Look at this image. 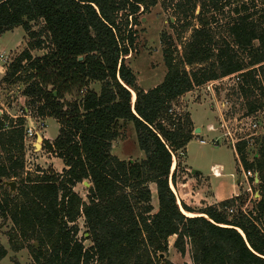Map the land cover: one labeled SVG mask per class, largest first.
I'll use <instances>...</instances> for the list:
<instances>
[{
  "label": "trees",
  "instance_id": "obj_1",
  "mask_svg": "<svg viewBox=\"0 0 264 264\" xmlns=\"http://www.w3.org/2000/svg\"><path fill=\"white\" fill-rule=\"evenodd\" d=\"M230 1L233 17L215 35L209 26L220 21L217 15ZM258 1L259 8L256 0L177 3L175 11L184 19L194 17L199 3L200 27L180 53L161 36L166 72L160 84L144 91L125 57L135 41L129 26L140 7L147 12L155 0H0V35L21 27L27 37L2 79L7 86L21 85L27 100L25 114L0 115V220L12 225L11 251L27 249L30 264H172L164 257L174 238L173 249L188 254L191 264H264V135L256 139L252 160L249 140L234 145L242 172L258 180L253 188L258 200L249 210L243 209L248 196L242 190L195 211L179 206L171 189L195 130L189 114L177 108L182 96L235 76L246 116L264 108V0ZM37 21L42 26L34 31L31 23ZM41 49L44 54L32 56ZM93 83L99 92L89 88ZM25 116L59 124L57 137L43 140L42 149L62 162L60 174L25 172ZM121 122L132 124L143 159L111 154ZM2 182L15 183V191ZM83 182L90 185L87 202L74 191ZM6 255L0 247V261Z\"/></svg>",
  "mask_w": 264,
  "mask_h": 264
},
{
  "label": "rangeland",
  "instance_id": "obj_2",
  "mask_svg": "<svg viewBox=\"0 0 264 264\" xmlns=\"http://www.w3.org/2000/svg\"><path fill=\"white\" fill-rule=\"evenodd\" d=\"M256 2L259 8L260 2L258 0ZM169 4V2L157 1L147 12L138 13L136 22L130 27L135 34V41L132 51L125 57V63L135 75L137 86L144 91L160 84L166 72L162 61L163 45L161 36L164 34L169 38L167 41L172 46H175L180 53L184 42L189 39L192 31L200 27L195 17H187L186 19L181 16L180 19L174 17L171 11L168 10ZM232 8L233 3L230 1L229 6L225 7L217 15L220 21L209 26L213 34L216 35L224 30L227 18L233 17ZM171 15L175 19L173 18V21L170 22L168 18ZM187 22L189 26L186 30L182 29L181 26ZM31 25L34 31H38L42 23L37 21L31 23ZM26 41V33L21 27L0 35V111L12 117L25 114L23 108L27 107V100L22 96L23 87L21 85L7 86L2 82V79L9 65L26 47ZM44 52L45 49L35 50L32 51V56L40 57ZM89 88L94 92H99L100 85L93 83ZM239 96L236 81L230 76L220 81L209 82L194 88L190 94L178 101V110L180 112H187L188 110L195 128L200 129L199 134H193L194 138L186 146V154L179 159L180 167L176 176L177 187L175 188L174 186V191L178 198L180 195L185 197L187 203H189L188 198H190L192 192L199 189L200 184L197 185L195 183L189 187L186 186L183 188L184 192L179 193V188H182L181 183H186L188 179L195 178V173L197 172H201L204 177L211 176L209 171L211 166L220 165L223 167V178L220 180L227 179L229 182L231 180L234 183L238 179L241 182L244 181L241 172H237L239 167L234 159V147L230 145L229 140L223 136V133L228 131L239 139L251 140L249 141L248 158L252 160L254 153L259 148L258 144H256V139L264 135V108L248 116V122L256 123L257 128L242 131L243 129L238 123L240 121L245 124L248 123L243 120L246 117L247 109L246 101ZM70 99L71 97L67 98V100ZM213 111L221 114L222 117H217ZM32 120L36 125L37 136L24 143L25 172L33 175L36 169L39 168L60 174L64 169L62 162L42 149L43 140L53 141L57 137L59 124L54 119H46L44 123L38 119L32 118ZM222 123L225 124L226 129L221 127ZM208 127L211 130L213 128V131L210 132ZM239 129L241 130L239 131ZM37 137L41 138V142L40 140L37 141ZM200 140L204 141V144H200ZM214 142H217V144ZM111 147V154L119 160L139 161L144 158L143 153L137 147L135 131L131 123L121 122L119 136L112 142ZM175 164L176 159L174 158L172 168L175 167ZM230 173L233 174V179L229 177ZM250 176L253 177V183L247 178L248 184L243 182L244 186L240 188L248 196L243 207L245 211L251 208L255 200H258L257 193L253 189L254 185L257 184L256 176L252 174ZM183 178L184 180H182ZM210 180L213 181L214 179L210 177ZM205 185H207L206 182H204ZM247 185L250 187L248 192L245 190V188H248ZM74 191L83 202H87V191L83 185H77ZM194 193L199 196L195 198L190 208L197 211L207 207L208 205H201L199 199L202 195H208L210 192L206 189L203 192ZM185 194L187 195L184 196ZM151 203L155 212L157 207L156 194H154ZM76 223L79 227L78 238L81 239L85 232L83 218L80 217ZM11 227L12 225L8 220H0V247H3L7 252L6 257L0 261V264H30L32 261L27 249L18 252L11 251L8 245V233L12 232ZM174 240V238L169 240L168 254L164 259L172 264H191L188 254L182 257L173 249ZM89 245L90 240L84 241L85 247Z\"/></svg>",
  "mask_w": 264,
  "mask_h": 264
},
{
  "label": "crops",
  "instance_id": "obj_3",
  "mask_svg": "<svg viewBox=\"0 0 264 264\" xmlns=\"http://www.w3.org/2000/svg\"><path fill=\"white\" fill-rule=\"evenodd\" d=\"M190 93L191 92L187 93L186 95H188ZM186 95H184V96H186ZM184 96H182L181 99ZM225 103H226V101H225ZM221 106H223V105H221ZM213 112H215L217 117H219V118L222 117L221 114H218L216 111H213ZM187 113L189 114L190 120H191V122L193 124V121L191 119V114H190V112L188 110H187ZM43 123H44V121H43ZM44 126H45V124H44ZM193 127L195 128L194 124H193ZM208 129H209V127H208ZM210 132H212V131H210ZM249 141H251V140H249ZM234 159H235V162H236V164L239 167V170L241 172V176H242V178L244 180L243 182L246 183L247 182V177H248L249 174L246 175L244 172H242L240 166L238 165L237 157H236L235 152H234ZM187 168H189V167H187ZM189 169H191V168H189ZM212 169H216L217 172L219 173V175L218 176L212 175V173H211ZM186 170L189 171L188 169H186ZM209 171H210V175L211 176H205L204 177L201 172L200 173L197 172V173H195V178L188 179V181L186 183L185 182L181 183V187L182 188H179V190H178L179 193L180 192H184L183 188L186 187V186L189 187L191 185H194L195 183L197 185L200 184V186L198 187L199 189H196L194 192H203L204 190L207 189L210 193L208 195H202V197L199 199V202H201V205L204 204V205H208V206L216 205V204H218V203H220L222 201L231 199V198L236 197V196H238L240 194V192H241L240 188L244 186L243 182H241L240 179L236 180L235 183L232 182L231 180L229 182V180H227V179L226 180H220V179L223 178V174H222L223 167L220 166V165L211 166L209 168ZM210 177H212L214 180L211 181ZM229 177L233 179V174L230 173ZM182 180H184V178ZM204 182H206L207 185L204 186ZM247 184H248V182H247ZM176 187L177 186L175 185V188ZM247 187L249 188L248 185H247ZM248 188H245V190H247ZM149 189H150L151 201H152L154 194H156L155 193V185L154 184H150L149 185ZM171 189H172V191L174 192V194L176 196L177 203L179 204V206H180V201H181V203L185 204L187 207L190 208V207H192L191 205L195 201V198L199 196L198 194L192 192V195L190 194L191 196H190V198H188L189 203H187V200H186L185 197H182L180 195L179 198H178L176 192L174 191V187L173 186H171ZM186 195L187 194H185L184 196H186ZM151 205H152V207H154L152 203H151ZM156 209H157V207H156Z\"/></svg>",
  "mask_w": 264,
  "mask_h": 264
},
{
  "label": "built area",
  "instance_id": "obj_4",
  "mask_svg": "<svg viewBox=\"0 0 264 264\" xmlns=\"http://www.w3.org/2000/svg\"><path fill=\"white\" fill-rule=\"evenodd\" d=\"M156 2L157 1H162V2H169L170 4H169V6H168V10H170L171 11V14H173L174 15V17H176L177 19H180V15H178V13L175 11V6H176V4L177 3H179V2H183V0H155ZM199 10H200V6H199V3H197L196 4V7H195V11H194V17L195 16H197L198 15V13H199ZM142 12V8L140 7V10H139V12L138 13H141ZM174 17H172V15L171 16H169V21L171 22V21H173V18ZM129 21L131 22V19H132V17L131 16H129ZM175 19V18H174ZM131 27V25L129 26V28ZM232 78L235 80V81H237V78L235 77V76H232ZM132 102H133V100H132ZM25 112H27L26 110H25ZM2 113H1V111H0V115H1ZM13 118H16V117H13ZM25 119H26V126H25V136H24V143L26 142V141H28V140H31V139H33L34 137H36L37 136V129H36V125H35V123H34V121L32 120V118L30 117V116H25ZM243 120H245V121H249V117L248 116H246ZM238 124H240L241 126V129H243L242 131H248L249 129H252V130H254V129H256L257 128V126H256V123H254V122H248V123H242V121H240ZM245 124V125H244ZM221 127H223L224 129H226V127H225V124L224 123H222V126ZM245 127H247V128H245ZM241 129H239V131L241 130ZM245 129V130H244ZM209 130L210 131H213V128H212V130H211V128H209ZM227 131V130H226ZM241 131V132H242ZM240 135V134H239ZM223 136L224 137H226L228 140H229V143H230V145H232L233 147H234V145L236 144V143H238L239 141H241V140H243V139H239V138H237L236 136L234 137V135H231V133H229L228 131L227 132H224L223 133ZM215 141H216V139H214ZM199 143L200 144H204V141H202V140H200L199 141ZM214 143H216L217 144V142H214ZM211 173H212V175H214V176H218L219 175V173L217 172V170L216 169H212L211 170ZM256 176V175H255ZM247 178H253V177H251L250 176V174L248 175V177ZM247 192L248 191H250V187L246 190Z\"/></svg>",
  "mask_w": 264,
  "mask_h": 264
},
{
  "label": "water",
  "instance_id": "obj_5",
  "mask_svg": "<svg viewBox=\"0 0 264 264\" xmlns=\"http://www.w3.org/2000/svg\"><path fill=\"white\" fill-rule=\"evenodd\" d=\"M79 60H81V58H79ZM132 94H133V92H132ZM134 100H135V95H134ZM134 100H133V102L132 103H134ZM200 133V129H195L194 130V132H193V134H199ZM38 140H40V142H41V138L40 137H37V141ZM172 169H174V168H172ZM1 182V181H0ZM258 182V180L256 179V183ZM3 184H4V186L5 187H8L9 188V191L10 192H14L15 191V183H13V182H2ZM82 185L85 187V188H89V184L87 183V182H83L82 183ZM256 196L258 197V195L256 194ZM85 237H87V234L85 235ZM162 256H160V258H161Z\"/></svg>",
  "mask_w": 264,
  "mask_h": 264
},
{
  "label": "bare ground",
  "instance_id": "obj_6",
  "mask_svg": "<svg viewBox=\"0 0 264 264\" xmlns=\"http://www.w3.org/2000/svg\"><path fill=\"white\" fill-rule=\"evenodd\" d=\"M132 100H134V94H132ZM182 213L186 216V217H188V218H193V217H196L197 215H195V214H192V213H186V212H184V211H182Z\"/></svg>",
  "mask_w": 264,
  "mask_h": 264
}]
</instances>
